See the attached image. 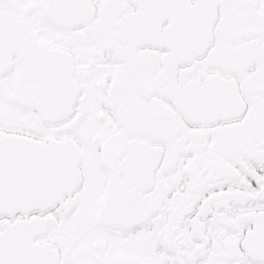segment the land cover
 I'll return each instance as SVG.
<instances>
[{"label": "snow or ice", "instance_id": "snow-or-ice-1", "mask_svg": "<svg viewBox=\"0 0 264 264\" xmlns=\"http://www.w3.org/2000/svg\"><path fill=\"white\" fill-rule=\"evenodd\" d=\"M0 264H264V0H0Z\"/></svg>", "mask_w": 264, "mask_h": 264}]
</instances>
